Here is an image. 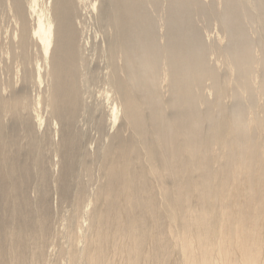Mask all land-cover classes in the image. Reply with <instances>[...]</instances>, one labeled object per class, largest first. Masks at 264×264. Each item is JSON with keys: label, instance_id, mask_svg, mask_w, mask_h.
I'll return each mask as SVG.
<instances>
[{"label": "bare ground", "instance_id": "6f19581e", "mask_svg": "<svg viewBox=\"0 0 264 264\" xmlns=\"http://www.w3.org/2000/svg\"><path fill=\"white\" fill-rule=\"evenodd\" d=\"M174 1L184 32L157 38L159 0H0V264H264V0L211 5L215 42L192 29L209 0ZM86 4L109 28L93 99ZM83 112L106 127L85 151ZM48 190H75L57 247Z\"/></svg>", "mask_w": 264, "mask_h": 264}, {"label": "rangeland", "instance_id": "374dc122", "mask_svg": "<svg viewBox=\"0 0 264 264\" xmlns=\"http://www.w3.org/2000/svg\"><path fill=\"white\" fill-rule=\"evenodd\" d=\"M90 1L92 2V0H90ZM211 1L210 0L208 1V2H210L208 4V7H209V5L211 6L213 4L215 6L217 4L218 5H222L223 4V0H211ZM217 1H219V3H217ZM174 2H176L178 5H180V3L177 2V0H175ZM159 3H160L159 5L156 4V6H155L156 8L154 10L150 9V8H147V10H145V11H147L146 12L147 14H150L149 17L151 19V25H150L149 29L151 30V34L153 36L157 37V38H159L160 35H162V33H165V32H174V33H177V34H182L184 32V28H183L184 26H180L179 22H176L172 26H168L166 24L162 25V22H161V19H160V13H159L160 10L159 9H160V6L162 7L163 3L161 2V0H159ZM177 4H175V6ZM213 6L208 8V10L205 8L206 10H204V11L207 12V14H205L206 12L204 13L205 16H202V14H200V15L192 16L193 18L191 17V21H192L193 24L192 23L189 24V29L193 25L194 28L192 27V29H195V31H197V33L194 31V33H196L197 38H198V40L200 42L201 41L203 42V40H206L207 38L212 39V41L215 42L214 40H216L215 39L217 37L216 35L219 34V36H220L221 34H223V30L221 28H218L219 26L215 22L214 16L213 15H209L210 11L213 8L217 7V6L216 7H213ZM88 8H89V10H88ZM91 12H92V14H91ZM92 15H94V12L91 11L89 5H87V4L84 7V9H81V13L79 14L80 21H81V24H80V27H79L81 29V30L79 29L80 32H81L80 33L81 34V41H85V39H88L91 42V46H89L90 44L87 45V52L86 51H84V52L86 54H88L87 57H89L88 58V62L90 63L89 66L92 68V71H93V68H94V71H93L94 75L92 74L91 78H89L87 80V82L88 81L89 82L85 83L84 86H83L84 87L83 89L85 90V93H87L91 97V99H93V98H95V97H97L99 95V91H100V88H101V85H100L101 79L99 77L102 75L101 72L104 73L106 71V66H105L106 59H105V56L102 54V51H101L102 44H103L101 40L106 34H108L107 30L109 29L108 26L105 24V22H103V20L101 21L98 18L96 19L95 15H94V17ZM178 19H181V18L178 17ZM160 25H162V26H160ZM242 25H243V27H241V28H244L245 32L248 31L247 33H249V32L251 33L252 31H254V30L251 31V29H253V28L250 27L249 23H244L243 21H241V26ZM189 29H188V32H189ZM150 30H149V33H150ZM262 34L263 33L261 32V35ZM227 35L228 34H226L225 36H227ZM257 35L259 36L260 34H257ZM94 52H96V53H94ZM97 82H99L98 83L99 86H98ZM82 114H83V116H82ZM82 114L80 113L77 116L78 118L76 119V126H75V130L76 131L80 130V131L77 132L78 133V137L82 138V139L78 138L79 145H81L80 147L83 150L84 149L86 150V148H88V147H90V148H92V147L95 148L96 147L97 148V147H99L101 145V142L103 143V141H104V138L102 137V134L105 131L106 127L105 126L96 125L95 121H93V119L90 118V115L88 113H84L83 112ZM79 132H81V133H79ZM100 138H101L102 141L100 140ZM99 141H100V143H99ZM96 142H98L99 144L96 143ZM44 149L46 150V148H44ZM46 153H47V151H44V154H46ZM91 165H92V174H93L92 176L93 177L95 176L94 179H96V177L99 176V173H100V171L97 169V165L98 164H97L96 161H93ZM72 169L74 171L76 170L75 173H74V171ZM72 169H71L72 172L70 174H72L73 176L70 175L69 178L71 180L68 179V180H70L69 184L71 186V189L74 187L73 183H75L76 180H79V182H81V181L84 182L83 180L86 179V176H84V174L82 173V169H80L77 165H75V167L73 166ZM30 170L32 172L30 173L31 177H30V179L28 181L29 182L32 181L31 183H29L30 189H31L34 186V184H35V177H34V172H33L34 168H33V165H31V164H30ZM71 177H73L74 180ZM72 181H73V183H71ZM50 191H53V190H48L49 196H48V204H47V206L49 205L48 213L50 214V226L52 228L51 229V233L52 234L49 236L50 238H48V241L50 240V242L52 244L54 243L53 246L57 247L58 244H60V242H62V241H60L62 239L59 236L55 235V234H56V231L58 230V228L59 227L61 228V223H63V222L65 223L64 220L67 219V217L69 216V214H70V212L72 210L71 209L72 208V206H71L72 205L71 204L72 203V195H73V192L75 190H68V196L66 197L68 199H66L64 197V198H60V199H57V200L55 198H51L50 197V194H51ZM82 191H83V193H86V190H82ZM26 192L28 193L30 198H33L35 193H37V190L36 191L35 190H26ZM51 199H54L55 201L51 200ZM64 199H65V201L62 202V200H64ZM52 201H54V203ZM60 201H61V203H60ZM53 204L58 206V207H56L57 209L55 208V206ZM34 207H35V205H33V208ZM51 211L53 213L55 211V213L53 214ZM57 242H58V244H57Z\"/></svg>", "mask_w": 264, "mask_h": 264}]
</instances>
